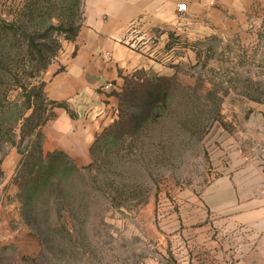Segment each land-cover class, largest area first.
<instances>
[{
  "label": "rangeland",
  "instance_id": "obj_1",
  "mask_svg": "<svg viewBox=\"0 0 264 264\" xmlns=\"http://www.w3.org/2000/svg\"><path fill=\"white\" fill-rule=\"evenodd\" d=\"M20 1L0 0V17ZM248 22L228 36H170L166 52L184 60L160 74L176 80L164 116L88 171L70 163L53 193L25 205L17 167L6 179L1 165L0 264H216L199 236L215 239L218 202L246 195L239 168H264V5Z\"/></svg>",
  "mask_w": 264,
  "mask_h": 264
},
{
  "label": "crops",
  "instance_id": "obj_2",
  "mask_svg": "<svg viewBox=\"0 0 264 264\" xmlns=\"http://www.w3.org/2000/svg\"><path fill=\"white\" fill-rule=\"evenodd\" d=\"M182 3L186 12L178 11ZM260 4L264 0H84L77 38L62 43L44 74L48 98L66 102L75 117L54 109L55 117L42 128L44 153L63 152L78 167L89 165L96 137L118 117L116 94L124 76L139 69L172 75L165 64L184 58L166 52L170 36L181 42L237 34L248 28V15ZM19 161L14 152L4 159L6 179ZM238 171L239 188L246 187L243 175L252 182L246 195L218 202V212L212 211L215 239L200 235L198 240L215 247L210 254L216 255V264H264V168L249 165ZM230 176L232 184L235 174ZM222 180L226 184L229 179Z\"/></svg>",
  "mask_w": 264,
  "mask_h": 264
},
{
  "label": "trees",
  "instance_id": "obj_3",
  "mask_svg": "<svg viewBox=\"0 0 264 264\" xmlns=\"http://www.w3.org/2000/svg\"><path fill=\"white\" fill-rule=\"evenodd\" d=\"M81 0H21L8 18L0 17V153L6 145L17 148L21 156L13 184L20 190L25 205L36 193L49 194L60 183L61 173L74 161L63 152L44 153L42 128L55 117L54 109L63 108L75 117L66 102L50 100L44 74L59 56L64 41H75L83 26ZM59 25L55 26L54 19ZM61 35H64L61 38ZM175 76H160L139 69L124 76L117 93L118 117L93 143L92 163L111 146L128 138H138L166 113ZM0 160V183L4 179ZM68 168V169H67Z\"/></svg>",
  "mask_w": 264,
  "mask_h": 264
},
{
  "label": "built area",
  "instance_id": "obj_4",
  "mask_svg": "<svg viewBox=\"0 0 264 264\" xmlns=\"http://www.w3.org/2000/svg\"><path fill=\"white\" fill-rule=\"evenodd\" d=\"M178 11L180 12H186L187 11V6L186 4L182 3L178 5Z\"/></svg>",
  "mask_w": 264,
  "mask_h": 264
}]
</instances>
